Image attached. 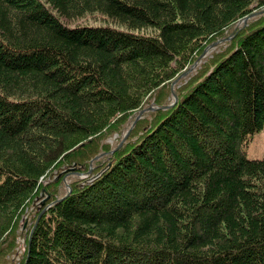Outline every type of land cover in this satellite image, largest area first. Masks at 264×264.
<instances>
[{
	"label": "trees",
	"instance_id": "16d2710c",
	"mask_svg": "<svg viewBox=\"0 0 264 264\" xmlns=\"http://www.w3.org/2000/svg\"><path fill=\"white\" fill-rule=\"evenodd\" d=\"M262 7L0 0V264L38 193L19 264H264V156L245 155L264 128V15L228 33ZM227 37L94 180L42 186L52 169L86 172L106 132Z\"/></svg>",
	"mask_w": 264,
	"mask_h": 264
},
{
	"label": "rangeland",
	"instance_id": "374dc122",
	"mask_svg": "<svg viewBox=\"0 0 264 264\" xmlns=\"http://www.w3.org/2000/svg\"><path fill=\"white\" fill-rule=\"evenodd\" d=\"M263 10H264V7L260 8V9H256L255 13H253V14L264 15V12H261ZM257 12H261V13H257ZM255 15H253V16H255ZM253 16L248 18L249 22L254 19ZM101 20H103L102 17L95 15V16H87L84 19L77 20L74 22H67V23L73 24V25H77L80 23L100 24L101 25ZM248 20H246V21H248ZM62 21H64V20H62ZM242 24H245L243 20L237 21V23L232 28H230L228 33L233 32L234 28L241 27ZM227 35H230V34H227ZM227 42H228V40L219 42L212 47L211 46L205 47L204 50L197 56V59L192 64H190V66H188L187 69H185V71H182L178 76H176L174 79L169 81V83H167V85H165L164 87L160 86L159 87L160 89H156L150 95V98L149 97H148L149 99L147 98L143 108L136 110L135 112L132 113V115L127 120L122 122L117 127L113 126L112 128H114V129H111L109 132H106L101 137V141H100L101 147L100 148H102V146L105 145L108 149H110V151L108 152V154L106 152L101 153V151H99L100 154L98 156H96L97 158L91 162V166L88 168V170L86 172L76 170V169H74V167L73 168L72 167L66 168V169H63L61 171H59L58 169H52V170H49L47 172V174H45L46 176L44 175L39 179V182L42 184V186H47L48 184H51L53 182L55 183L58 181L59 182L58 183L59 194H61V193L64 194L65 192L68 191L67 186H69L71 181L85 180L84 182H90V181L94 180L99 175V173L101 172L100 169L97 170V166H95V163L98 162V160H101L104 162L106 160L107 156L112 155L113 150L116 149L119 145L121 147L125 143V141H127V139L131 138V140H132L134 137L129 138V135L134 130L135 125L142 118L146 119L149 117L148 116L149 111H145L141 115V117H139L137 119V121L134 123V120H135L136 116L138 115V112L140 110H143V109L147 110V108H149V107L154 108L155 107V105H154V98L155 97L159 98V100H164V101L170 100L171 101L172 98H174V95H173V97L171 95L172 91H175V88L184 84L191 75H195L196 72L199 70L200 66L205 64L208 60H210V57L213 54H215L216 52H219L221 49L226 47ZM180 75H181V77H180ZM177 77H180V78L178 80H176ZM175 98H176V96H175ZM175 98H174V100H175ZM134 133H136V130L132 133V135ZM124 138H125V140H124ZM122 140H124V141L122 144H120V142ZM245 155L248 159H260L264 156V128L261 129L259 132L254 133L249 138V140L245 146ZM93 171H94V173H92ZM43 177H44V179H43ZM45 200H46V195H44L43 193H38V195L28 203V206L25 207L23 213L21 214V216L19 217V219L16 222V226H17L16 229L17 230H16L15 234H16L17 238L14 241V247L11 250V252L9 253V256L6 257V263L5 264H19L23 254H24L25 241L27 238H28V242H29L30 232L32 230L31 222L33 220V217L36 214L38 208L44 204ZM38 217H40V216H38ZM37 218H36V220H37ZM36 220L34 221V225H35Z\"/></svg>",
	"mask_w": 264,
	"mask_h": 264
},
{
	"label": "water",
	"instance_id": "95a60500",
	"mask_svg": "<svg viewBox=\"0 0 264 264\" xmlns=\"http://www.w3.org/2000/svg\"><path fill=\"white\" fill-rule=\"evenodd\" d=\"M261 12H264V10L261 11ZM261 12H257V13H261ZM253 15H255V14H251L250 16H247V17L243 18L244 23L246 22V20H247L249 17H251V16H253ZM228 39H229V37L224 38V39H222V40H218V41H216V42L210 44L209 47H210V46L212 47V46L216 45L217 43L222 42V41H226V40H228ZM180 77H181V75H180ZM180 77L176 78V80H178ZM176 80H175V81H176ZM172 94L174 95V98H175L174 91H172ZM175 99H176V98H175ZM166 107H168V106H163V108H166ZM154 109H155V107H154V108L149 107V108H147V110H146V109L140 110V111L138 112V115L136 116V118H135V120H134V123L137 121V119H138L139 117H141V115H142L145 111H152V110H154ZM125 138H126V137H125ZM125 138H124V140H125ZM124 140H122V141L120 142V144H122ZM118 147H120V145H119ZM118 147H117V148H118ZM96 158H97V157H95L94 160H95ZM69 190H70V189H69ZM69 190H68V192H69ZM38 218H39V217H38ZM38 218H37V220H38ZM37 220H36V222H37ZM36 222H35V224H36ZM34 227H35V225L32 227V230H31V232H30L29 241H30L31 233H32Z\"/></svg>",
	"mask_w": 264,
	"mask_h": 264
},
{
	"label": "bare ground",
	"instance_id": "6f19581e",
	"mask_svg": "<svg viewBox=\"0 0 264 264\" xmlns=\"http://www.w3.org/2000/svg\"><path fill=\"white\" fill-rule=\"evenodd\" d=\"M193 69V68H192ZM178 78V77H177ZM177 82V81H176Z\"/></svg>",
	"mask_w": 264,
	"mask_h": 264
}]
</instances>
